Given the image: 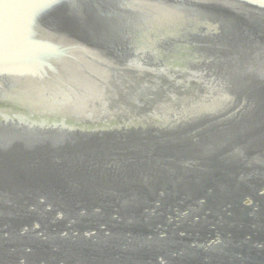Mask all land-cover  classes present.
<instances>
[{
	"label": "water",
	"instance_id": "obj_1",
	"mask_svg": "<svg viewBox=\"0 0 264 264\" xmlns=\"http://www.w3.org/2000/svg\"><path fill=\"white\" fill-rule=\"evenodd\" d=\"M263 187L264 0H0V247L264 264Z\"/></svg>",
	"mask_w": 264,
	"mask_h": 264
},
{
	"label": "rangeland",
	"instance_id": "obj_2",
	"mask_svg": "<svg viewBox=\"0 0 264 264\" xmlns=\"http://www.w3.org/2000/svg\"><path fill=\"white\" fill-rule=\"evenodd\" d=\"M263 191H264V187H263ZM250 202H251V199H249V198L246 199V203H250ZM177 204H179V203H176V207H177ZM259 205L261 207V202H259ZM260 207H258L256 209V211L253 213V215H251L252 217H256L257 213L260 210L259 209ZM169 209L170 208H167L166 207V209H160V210H158L160 214L157 216V219H156V220H159V223L156 224L157 225L156 230L158 232H160V233H166V234H168V233H171V234L174 233V234H177V231L176 230L171 229L170 226L168 224L163 223V221L161 219V217L164 216V215L166 217L167 216L175 215L174 212H173V214L168 213ZM181 210L182 211H184V210L186 211L187 209L182 207V209H178L177 212H180ZM96 211L97 212L99 211V212H102V213L104 212L105 213L104 214L105 216L107 214L106 211L104 209H102V208H96ZM209 214H210V210L207 209V208H205V209L204 208H199V207L198 208H194L192 210V216H189L186 220L185 219L181 220L180 225L178 226V228H176V229H178V233L193 234L194 236L195 235H199V236H201L203 238L205 236H207V235H210L212 237H218L219 240H220L221 238L224 237L223 236V233H221L220 230H219V233H217L215 235L214 233H212L211 230L210 231H207V227L206 226H200L199 227L197 224H195V223L192 222V218H193V221L195 219L200 220V218H202V216H204V215H206V216L208 215L209 216ZM227 214L228 215H231L232 214V208L231 207L228 208L222 214V216L220 217V219H218V224H219V222H223L225 220V218L227 217ZM102 217H104V216H102ZM114 217L116 219H118V220H123V216H122L121 212H119V209H116V212H114ZM248 219H250V218H248ZM189 222L192 224V226L189 225ZM42 223L43 224H46V222H42ZM48 223H49L50 227L57 228V223H55L53 221V219H51L50 222H48ZM64 223L65 224H69L71 227H76L77 218H75V217H69L67 220H65ZM86 223H88V221ZM256 223L254 224V228L252 230H250L249 233H248V235L250 237H253V235H255L256 230L258 229ZM219 225L221 226V224H219ZM219 225H217V223H212L209 226L211 228H215V227L217 228V227H220ZM122 227H124V226H121L120 228H122ZM43 231H45V229L42 230V235L44 234ZM92 231H94V229ZM220 241H222L223 243H225L226 240L225 239L224 240L222 239ZM26 242L29 243V244L27 243L29 245V247H28L27 250H29V252L32 251L31 253H26L25 252V254L28 256L30 262H32L34 264H36V263L39 264L38 263L39 261L36 260V258H37L38 255H39V257L41 256V257H45L47 259H52V257H56V255L53 254L51 250L49 251V249H47L46 247H43V246H39L38 245V247H40V248L37 247V249H36V247L33 246L35 244L32 243L33 245H31L30 244L31 242H29V241H26ZM262 243H264V241H262ZM11 244L14 245L15 244V240L14 241H11V240L2 241V243H1V246L2 247H0V262H5L7 260L6 257L8 256V254L6 253V251H7V248L9 246H12ZM79 247L80 246L78 244H76L73 247H66L69 251L68 250L65 251V249H63V245H62L60 247H57V251L55 253H59V256H62V258H65V259H68V260L74 259V258H76V259L78 258L80 260H84V261H94L95 263L98 262L100 264H103L104 262H106V261L109 260V256L100 257L99 255L89 256L87 254L77 255L75 253L79 252ZM60 248H62V249H60ZM13 249H15V248L13 247ZM16 249H18L19 251L21 250L20 247H18ZM253 249H254V251H257L258 250L257 249V246L254 247ZM44 250L47 251V253L46 252L43 253ZM125 251H127V250H125ZM22 252L20 251L19 254H21ZM143 256H146V257L119 255L114 260L118 264H121V263H125V264L133 263L132 262L133 260H137L139 264H159L158 261L153 260V258L150 257V256H153V254H151V252L149 253V255H143ZM166 256H168V257L166 258L167 260L165 261V264H186V263H189V261H185L186 259L183 258V257L186 256V251L174 252L171 255H166ZM8 258H11V256H9ZM45 258H43V259H45ZM208 262H206V263H208Z\"/></svg>",
	"mask_w": 264,
	"mask_h": 264
},
{
	"label": "bare ground",
	"instance_id": "obj_3",
	"mask_svg": "<svg viewBox=\"0 0 264 264\" xmlns=\"http://www.w3.org/2000/svg\"><path fill=\"white\" fill-rule=\"evenodd\" d=\"M261 193L264 194V191L261 190ZM184 216H183V212H176L175 215L168 216L167 220L170 221L171 223H173V225H175V223H178L179 220L184 218ZM39 231L42 232V230H39ZM44 234H46V233H44ZM71 234L70 235H66L63 232V235H59V236L61 238H67L69 236H72ZM218 242H219V238L218 237H211L210 239H208V241L206 243H208V245H210V244H217ZM34 243L36 245L37 244L38 245L39 244L43 245V243L45 244V241H41L40 242L39 240H34ZM56 243H57L56 241H48L46 243L47 247L49 248V251L51 250L52 253L56 255V257H52V259H47L45 257H41V256L39 257V255H38L36 260L39 261L38 262L39 264H100L98 262L95 263L94 261H84V260H80L78 258L77 259L74 258V259H70V260L62 258V256H59V253H55L57 251V246H58L57 244H59V243H57V244ZM17 246L21 247V246L18 245V243H16L14 245L15 249H13L11 246H9L7 248V251H6V253L8 254V256L6 258L7 260L5 262H0V264H34V263L30 262L29 258L26 257V254H25V252L26 253H31L32 252V251L29 252V250H27L29 245L27 243H25V242L22 243V247H23L24 251L20 255H18L19 250L16 249ZM20 251H22V250H20ZM9 256H11V258H8ZM14 256H15V258H14ZM43 258H45V259H43ZM112 258L115 259L116 257H112ZM157 260L160 261L159 264H165V261L167 259L161 256V257H158ZM132 262L133 263H128V264H139L135 260H133ZM105 264H116V263H113L112 261H110V262H105ZM121 264H125V263H121Z\"/></svg>",
	"mask_w": 264,
	"mask_h": 264
}]
</instances>
